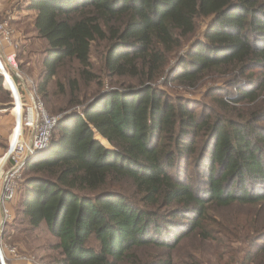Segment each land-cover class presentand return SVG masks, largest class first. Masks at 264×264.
I'll return each mask as SVG.
<instances>
[{"label": "trees", "instance_id": "16d2710c", "mask_svg": "<svg viewBox=\"0 0 264 264\" xmlns=\"http://www.w3.org/2000/svg\"><path fill=\"white\" fill-rule=\"evenodd\" d=\"M26 1L28 87L60 113L21 180L24 223L58 239L43 264H175L188 239L264 264V0Z\"/></svg>", "mask_w": 264, "mask_h": 264}, {"label": "rangeland", "instance_id": "374dc122", "mask_svg": "<svg viewBox=\"0 0 264 264\" xmlns=\"http://www.w3.org/2000/svg\"><path fill=\"white\" fill-rule=\"evenodd\" d=\"M0 19L1 20L7 19L10 23V26L14 29L16 33L19 43V54L17 55L16 58L19 73L21 74V76L27 77L31 81L36 80L37 75L40 71V61L42 58L41 54L43 53L44 43L37 36L36 32L33 29L34 11L27 8L26 0H0ZM204 23L205 22L203 21L199 23L200 31L204 27ZM91 61L94 66L93 69L96 70L99 66V61L96 51H94V48L91 53ZM16 84L21 94L23 95V89L25 88V86L22 85L20 79L16 80ZM25 84L27 83L25 82ZM105 84L103 87L104 89L107 88V83ZM53 85L54 84H52V87L54 88ZM198 94L199 93H194V94L187 93L185 95L190 97H193L194 95L200 97V95ZM4 98L5 96L3 95L2 91H0V103L7 102V99L5 100ZM58 100H59L58 98L54 99L55 102H57ZM58 102L61 103V100H59ZM0 110H1L0 116L2 114L4 115V113L11 115L12 104L11 106L9 105H4L2 107L0 106ZM46 111L47 113H49L48 110ZM49 115L59 116L60 113H54V114L49 113ZM11 117H12L11 119H13L12 120L13 122H11L12 126L11 129H9V135H11V133L13 132L16 122L15 115L13 114ZM1 130L2 129H0V132H2ZM95 137L97 138V136ZM4 139L6 140V138L2 137L0 133V149L1 152H3L2 154H0V160L3 154L7 151L6 150L7 145L6 147H4L6 144ZM101 142L107 145V142L105 140ZM33 156L31 158H33ZM24 174L25 171L24 169H22L20 178L18 180L17 194L14 200L12 201V203H10V205L8 206L9 212L11 213V217L8 219V221H6L5 224L6 227L3 228L4 230L2 232V241L4 248H6L5 252H6V257L8 258L7 259L8 264H43L48 261V255L52 253V250L50 248L51 245L56 244L58 242V239L49 234L44 223H42L36 229H30L24 223L19 210L21 180L23 179ZM90 244L95 245L96 243L95 241L91 240ZM195 245H196V241H194L193 239H188L183 241L179 249L175 253H173L175 264H186L187 260L189 259V256L192 254L195 257L200 258L202 264H224L223 262H218L215 259L213 247L209 245L206 246L203 249L202 254L199 255L197 248H194ZM7 248H15V251H17L21 255L27 256L28 258H30L31 261L28 262L25 260H19L15 258L13 255L10 254L9 252L10 249ZM231 248L233 250L229 249L228 247L223 248L222 252L227 254L224 256V259H227L228 255H233L234 258L238 256L240 254L242 246L241 245L237 246V244H233ZM227 251H231V252L228 253ZM232 264H238V263L233 261Z\"/></svg>", "mask_w": 264, "mask_h": 264}, {"label": "built area", "instance_id": "2783aa9c", "mask_svg": "<svg viewBox=\"0 0 264 264\" xmlns=\"http://www.w3.org/2000/svg\"><path fill=\"white\" fill-rule=\"evenodd\" d=\"M6 48L11 51L6 52ZM18 48L19 43L14 29L7 19H0V61L4 66H1L0 76L2 84L10 92L12 112L16 119L6 148L7 151L1 157L3 160L0 163V264H8L2 232L6 221L11 217L8 206L17 194L20 174L26 161L48 146L52 128L58 119V116L47 113L43 102L28 87L31 81L24 76H22L23 81L19 78L20 73L15 53ZM6 73L11 81H7ZM18 79L25 86L23 95L16 84ZM7 249H10V254L15 258L31 261L27 256L15 251V248Z\"/></svg>", "mask_w": 264, "mask_h": 264}, {"label": "crops", "instance_id": "0c3cea01", "mask_svg": "<svg viewBox=\"0 0 264 264\" xmlns=\"http://www.w3.org/2000/svg\"><path fill=\"white\" fill-rule=\"evenodd\" d=\"M5 51L6 52H9L11 50L9 48H7V49H5ZM15 53H16V58H17V55L19 54V48L15 51ZM3 88L5 90H8L4 85H3ZM8 92H9V90H8ZM9 97L11 98L10 93H9ZM11 101H12V99L10 101L4 102V103H0V106L1 107L4 106V105L11 106ZM12 115H13V112L11 111V115L4 113V115L2 114L0 116V127H1L0 129H2L1 130L2 132H0V133H1V136L2 137L6 138V140L4 139L5 140V143H6L4 147H6V145H8V141H9V138L11 136V135H9V129H11V126H12V123L11 122H13L12 121L13 119H11L12 118L11 117ZM2 153L3 152H1V149H0V154H2Z\"/></svg>", "mask_w": 264, "mask_h": 264}, {"label": "bare ground", "instance_id": "6f19581e", "mask_svg": "<svg viewBox=\"0 0 264 264\" xmlns=\"http://www.w3.org/2000/svg\"><path fill=\"white\" fill-rule=\"evenodd\" d=\"M1 62L2 61H0V73H1V66H3L2 64H1ZM4 67V66H3ZM6 75H7V81H11V79H10V77L8 76V74L6 73ZM22 77V76H21ZM22 80V79H21ZM12 84H13V82H12ZM1 160H3V159H1ZM1 160H0V163H1Z\"/></svg>", "mask_w": 264, "mask_h": 264}, {"label": "water", "instance_id": "95a60500", "mask_svg": "<svg viewBox=\"0 0 264 264\" xmlns=\"http://www.w3.org/2000/svg\"><path fill=\"white\" fill-rule=\"evenodd\" d=\"M19 78L22 79V81H23V77H21L20 74H19ZM29 160H30V159H28V160L26 161V163L29 162Z\"/></svg>", "mask_w": 264, "mask_h": 264}]
</instances>
